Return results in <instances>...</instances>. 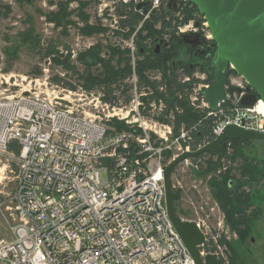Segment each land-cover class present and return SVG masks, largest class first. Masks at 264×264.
<instances>
[{
  "label": "built area",
  "instance_id": "built-area-1",
  "mask_svg": "<svg viewBox=\"0 0 264 264\" xmlns=\"http://www.w3.org/2000/svg\"><path fill=\"white\" fill-rule=\"evenodd\" d=\"M116 3L131 6L143 18L137 30L163 7V0H115L112 6ZM188 33H201L212 42L201 15L178 28L179 35ZM129 49L128 104L103 103L97 94L95 113L90 114L73 108L67 99L70 91L63 98L38 92L0 98V152L9 153L11 142L20 146L17 156L10 153L16 159L10 171L13 193L0 198V264H195L168 219L163 187L166 166L194 152L191 131L181 128L174 134L172 113L169 123L157 119L163 103H144L147 93L138 91L134 48ZM195 78L200 83L193 87L189 103L206 110L203 119L211 122L213 141L227 126L264 134L261 101L252 107L240 103L247 87L243 78L233 73L227 77L228 86L241 93L226 92L215 111L203 96L211 87L207 76ZM113 121L126 130L109 127ZM230 148L228 143V155ZM184 163L199 169L191 159ZM230 166V160H220L216 174ZM194 223L204 236L197 247L200 260L204 263L210 255L227 263V250L218 243L220 232L226 235L221 221L213 231L205 220ZM209 242L211 251L205 246Z\"/></svg>",
  "mask_w": 264,
  "mask_h": 264
},
{
  "label": "trees",
  "instance_id": "trees-1",
  "mask_svg": "<svg viewBox=\"0 0 264 264\" xmlns=\"http://www.w3.org/2000/svg\"><path fill=\"white\" fill-rule=\"evenodd\" d=\"M92 0H57V12L55 14L46 15L49 22L54 23L56 27L77 26L76 22L71 20L75 15L78 24L82 26L78 28L80 35L84 37H92L94 35L105 34L106 28L99 23L91 25L90 17L86 13V9ZM114 2L115 0H109ZM181 1V0H180ZM71 3H76L74 10H69ZM115 14L117 30L114 31L115 36H122L129 39L134 35V43L136 46L137 56L141 58L136 62V76L138 91H145L146 97L142 100L144 103L155 100L161 101L165 109L157 118L161 122L169 123L167 116L173 114V132L178 134L181 128L191 131V149L195 152L199 147H205L213 142L211 134L210 120H204L203 114L206 110H198L189 103V96L195 85L200 83L199 79L194 77L196 71L207 74V82L211 85L214 78V70L211 64L205 58H197V53L193 54L191 48L184 44L181 35L178 34V28L185 25L191 20L197 21L200 16L195 5L188 0L182 2L181 8L177 13H173L167 9L166 0H163V7L145 20L141 27H137L142 21V17L134 11L131 6L122 5L120 3L112 6ZM4 12L8 14L10 11L7 7H2ZM5 14V15H6ZM178 16H181L179 19ZM149 40L150 48L143 43ZM33 42L34 46H38V42ZM158 46V52H156ZM101 46L95 45L77 55L76 61L84 67L82 73H77L70 64L71 54L62 56L53 48L49 47L45 51V57L50 61L62 67L65 71H70L76 76L77 86L63 83L61 79L56 80V85L68 91L75 92L80 89L85 94L97 93L101 95V101L110 105H119V103L128 104L130 102L131 86L127 80L131 77V67L128 65V59L124 58L127 51H120L117 47H108L109 59L100 56ZM116 55H122L117 61V66L112 64V59ZM97 65L100 66L97 73L92 69ZM158 76L152 77V74ZM230 73L236 74L234 71L227 70L226 77ZM185 78H189V82H183ZM109 127L116 130H126L123 123L113 121ZM230 143L231 153H227V145ZM253 142L226 141L217 149L202 154L194 159L191 163L198 165L197 174L199 176H208L215 173L220 165V160L228 159L231 162H237L235 169L236 175H232V167L226 173L220 176H211L207 181L211 197L224 214V220L231 231L238 237V241L242 247H246L247 237L251 233L254 225L248 212L257 203L259 192H256L257 186L264 180V168L260 167L253 160L249 159L246 150L252 148ZM9 153L17 156L20 146L16 142L9 143L7 147ZM217 156L216 161L208 159V157ZM205 161V164L203 165ZM106 164V161H103ZM231 183H233L231 185ZM231 185V186H230ZM175 193L180 192L173 189ZM259 216V212H256ZM218 243L229 252L228 262L217 260L216 264H242L238 257V251L230 243L220 238ZM206 250H213L214 246L211 242L207 243Z\"/></svg>",
  "mask_w": 264,
  "mask_h": 264
},
{
  "label": "rangeland",
  "instance_id": "rangeland-1",
  "mask_svg": "<svg viewBox=\"0 0 264 264\" xmlns=\"http://www.w3.org/2000/svg\"><path fill=\"white\" fill-rule=\"evenodd\" d=\"M2 7H7L10 12L6 14ZM76 7V3H71L69 10H74ZM57 10V0H0V98L21 92H38L49 98H63L68 95V90L56 85L55 82L58 78L63 83L78 85L76 76L72 72L65 71L45 57V51L49 47H53L62 56L70 53V64L77 73H82L84 67L76 61V57L95 45L101 46L100 56L106 60L109 59L108 47H117L120 51H127L124 58L128 59V65L132 71L129 48L133 46L136 68V62L141 58L137 56L134 35L125 39L120 35L113 34L117 29L113 21L115 14L111 1L92 0L87 7L89 23L91 25L99 23L107 29L105 34L92 37L80 35L78 28L82 25L78 24L75 15L71 17V20L77 23L75 27L69 26L64 29L47 21L46 15L55 14ZM178 17L181 18V16ZM32 41L38 42V46H34ZM143 44L148 48L151 47L149 40L144 41ZM121 56L116 55L112 59L114 66H117V61ZM99 68L100 66L97 65L92 71L97 73ZM201 75L202 73L198 71L194 73V77ZM156 76L158 75L152 74V77ZM206 76L207 74H205ZM229 76H232V73ZM70 92L72 95L67 99L72 102L73 108L90 114L95 113L93 104L97 93L85 94L80 89ZM251 149H247L246 153ZM208 159L216 161L217 156H210ZM15 167V157L10 153L0 152V175L5 172L4 177H6L4 181L0 179L3 182L0 185L1 199H6L13 193L14 182L10 171L14 172ZM213 174L214 172L208 176H213ZM208 176H199L197 171L191 169L190 165H186L184 162L176 167L171 181L173 189L181 192L180 200L174 203L177 216L183 221L205 220L212 231L217 230L220 220L221 230L226 233L223 235L220 232L223 236L222 239L225 240L228 237V240L225 241L236 248L242 264H264L259 256H251L245 251L226 224L223 218L224 214L215 204L209 188L206 186ZM227 253L229 259V252Z\"/></svg>",
  "mask_w": 264,
  "mask_h": 264
},
{
  "label": "water",
  "instance_id": "water-1",
  "mask_svg": "<svg viewBox=\"0 0 264 264\" xmlns=\"http://www.w3.org/2000/svg\"><path fill=\"white\" fill-rule=\"evenodd\" d=\"M167 9L177 13L182 5L180 0H166ZM195 5L208 25L214 55L207 60L214 70L213 83L203 92L211 111L225 100L228 94H240L241 90L228 86L226 71L229 67L247 84L241 105L252 107L260 100L264 104V0H188ZM143 5H138L141 8ZM195 27H199L196 22ZM184 44L195 49L206 44L201 33L181 35ZM158 52V47H156ZM225 86L227 88L225 89ZM252 90L253 93H249ZM264 142V134L227 126L210 144L198 151L184 153L174 159L163 171V187L168 219L186 247L195 264H216L212 256L204 263L200 260L197 247L202 245L204 236L196 224L183 221L174 209L179 194L173 191L171 176L178 165L202 154L217 149L223 142Z\"/></svg>",
  "mask_w": 264,
  "mask_h": 264
},
{
  "label": "flooded vegetation",
  "instance_id": "flooded-vegetation-1",
  "mask_svg": "<svg viewBox=\"0 0 264 264\" xmlns=\"http://www.w3.org/2000/svg\"><path fill=\"white\" fill-rule=\"evenodd\" d=\"M211 44L212 42H206V44L201 47H196L195 49L191 48L192 50L191 54H193L195 51L197 53V58H205L207 60L208 56L212 57L214 55V52L216 49V48H212ZM253 143L254 145L252 149L247 152V155L249 159L253 160L256 164H259L260 167L264 168V142H253ZM231 163H232V166L227 168L224 172L220 174H216L218 168L220 167L219 165V167L217 168L213 176H220L223 173H226L229 169H231V167H232L231 174L236 175L235 169L237 166V162H231ZM232 184L233 183H231V185ZM206 186H207V182H206ZM255 190L256 192H259L258 198L260 197L259 198L260 201L256 199L257 204L254 207H252V209H250V211L248 212V214L250 215L251 219L254 222V225L251 228L250 235L247 237V242H246L247 245L246 247H243V248L248 254L250 253L251 256H255V257L259 256L263 260V263H264V180L258 184L257 189ZM178 194H179V200H180L181 192H178ZM257 211L259 212V216H257L256 214ZM236 238L238 237L236 236Z\"/></svg>",
  "mask_w": 264,
  "mask_h": 264
},
{
  "label": "bare ground",
  "instance_id": "bare-ground-1",
  "mask_svg": "<svg viewBox=\"0 0 264 264\" xmlns=\"http://www.w3.org/2000/svg\"><path fill=\"white\" fill-rule=\"evenodd\" d=\"M261 107L263 108V110H264V104L261 102Z\"/></svg>",
  "mask_w": 264,
  "mask_h": 264
}]
</instances>
